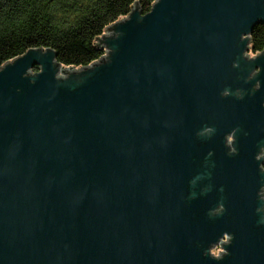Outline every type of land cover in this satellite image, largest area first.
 I'll return each mask as SVG.
<instances>
[{"label":"water","instance_id":"1","mask_svg":"<svg viewBox=\"0 0 264 264\" xmlns=\"http://www.w3.org/2000/svg\"><path fill=\"white\" fill-rule=\"evenodd\" d=\"M261 23L264 0L135 3L88 65H0V264H264Z\"/></svg>","mask_w":264,"mask_h":264},{"label":"trees","instance_id":"2","mask_svg":"<svg viewBox=\"0 0 264 264\" xmlns=\"http://www.w3.org/2000/svg\"><path fill=\"white\" fill-rule=\"evenodd\" d=\"M154 0H0V65L30 48H49L64 66L79 68L104 54L96 39L137 3ZM252 53L264 48V23L251 34ZM36 69V68H35Z\"/></svg>","mask_w":264,"mask_h":264},{"label":"built area","instance_id":"3","mask_svg":"<svg viewBox=\"0 0 264 264\" xmlns=\"http://www.w3.org/2000/svg\"><path fill=\"white\" fill-rule=\"evenodd\" d=\"M223 241H225V239H223ZM218 250H219V251H222L221 248L218 246V247H216L215 249L211 250V253H212L213 255H217Z\"/></svg>","mask_w":264,"mask_h":264},{"label":"flooded vegetation","instance_id":"4","mask_svg":"<svg viewBox=\"0 0 264 264\" xmlns=\"http://www.w3.org/2000/svg\"><path fill=\"white\" fill-rule=\"evenodd\" d=\"M260 156H263L264 157V153H262V155L257 156V158H259ZM262 167L264 168V162L262 164Z\"/></svg>","mask_w":264,"mask_h":264},{"label":"rangeland","instance_id":"5","mask_svg":"<svg viewBox=\"0 0 264 264\" xmlns=\"http://www.w3.org/2000/svg\"><path fill=\"white\" fill-rule=\"evenodd\" d=\"M34 72V71H33Z\"/></svg>","mask_w":264,"mask_h":264}]
</instances>
